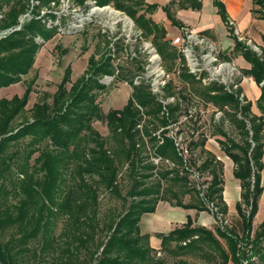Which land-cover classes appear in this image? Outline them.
I'll list each match as a JSON object with an SVG mask.
<instances>
[{
  "label": "trees",
  "instance_id": "trees-1",
  "mask_svg": "<svg viewBox=\"0 0 264 264\" xmlns=\"http://www.w3.org/2000/svg\"><path fill=\"white\" fill-rule=\"evenodd\" d=\"M76 1L83 6L87 0ZM96 1L100 6L112 4L125 10L157 47L167 69L174 68L177 49L167 38L166 27L151 16L158 4H147L145 0ZM214 4L228 22L230 17L224 2L214 0ZM253 4V14L264 19V0H253ZM6 5L9 9L0 18V31L18 24L20 15L29 7V0H0V13ZM202 5V0H171L161 7L172 24L182 26L173 7L200 9ZM47 21L41 17L31 18L20 28L0 37V89L21 81L31 71L41 47L38 38L46 41L54 34L50 30L56 29ZM230 31L233 49L251 65L243 68L244 74L252 76L261 89L255 101L258 113L253 110L252 99L242 101L237 93L227 91L217 82L203 85L187 68L183 69L182 78L191 84L193 92L223 111L216 134L224 137L219 139L221 149L232 159L234 176L240 181L236 210L241 219V231L224 223L213 228L196 224L188 216L182 225L160 234L159 250L151 245V235L142 231L141 219L145 213L154 212L160 200L186 209L208 210L216 220L229 213L224 197V163L205 147L207 137L192 140L191 164L203 174L207 173L204 183L208 186L203 198L201 189L192 185L191 173L183 167L173 140L165 135L166 130L161 132L163 142L156 134L161 127L177 120L184 106L177 101L168 106V115L162 113V103L146 84H132L133 74H124L122 70L119 75L132 85L127 102L104 113L97 97L108 84L101 78L115 72L106 52L99 57L92 54L84 73L76 81L72 80V68L68 65L52 101L36 102L31 108V118L18 126H14V121L26 109L33 80L28 82L22 95L0 98V234L12 229L8 239L0 236V264H28V260L30 264H48L44 259L52 255L53 240L45 232L53 215L58 213L67 215L68 232L75 250L69 247L62 254L56 253L50 264H164L163 259L156 257V253L163 250L173 255L191 254L209 264H229L230 261L242 264L244 260L253 264L264 260V221L254 228L264 191V45L258 52L238 39L233 28ZM262 39L264 41V35ZM106 43L109 44V40ZM223 56L232 59L226 52ZM174 87L171 81L168 94L175 93ZM181 95L189 98L183 91ZM95 120L106 121L108 136L96 129ZM140 123L143 128L139 127ZM26 138L30 140V150L25 164L39 152L34 167L42 175L37 177L22 165L19 173L23 177L17 183L11 147ZM152 154L171 158L178 167L157 168L151 160ZM124 166L131 179L123 196L126 207L120 213L110 210L102 218L101 191L121 195L120 176ZM66 170H71L73 184L63 187ZM192 192L195 196L184 201V196ZM11 196H18V201L11 202ZM103 231L105 239L96 249H91L90 245ZM40 237V247L31 249L30 242ZM82 250L88 258L80 257ZM29 253L32 256H28Z\"/></svg>",
  "mask_w": 264,
  "mask_h": 264
},
{
  "label": "rangeland",
  "instance_id": "rangeland-1",
  "mask_svg": "<svg viewBox=\"0 0 264 264\" xmlns=\"http://www.w3.org/2000/svg\"><path fill=\"white\" fill-rule=\"evenodd\" d=\"M52 1V0H51ZM58 3V1L56 2ZM45 7L41 9H36L32 12H29V9L25 10L19 17V22L16 26L9 27L0 31V37L7 35L11 31L18 29V26H22L25 22L30 19L24 17H39L45 14H48L46 11V6L48 3H44ZM54 8L53 13L55 15V21L58 23L57 28L54 31V34L48 40H44L39 37L38 40L41 43V47L37 53L36 61L31 69V71L23 76V79L19 82L11 84L7 87H2L0 89V98L1 97H12L13 95H22L26 88L28 82L33 80L32 91L30 93L29 101L26 105L25 111L17 117L14 121V126L20 125L27 119L31 118L32 110L31 108L36 102L43 101H52L53 94L57 90L58 84L61 82L62 77L64 75V71L68 65L72 68V80L76 81L85 71L89 57L92 54H95L96 57L101 56L103 53L107 52V43L108 40L107 35L111 34V29H115V23L113 22L117 19L116 15L110 14L109 10L103 11L101 13L96 12L93 15L94 21H89L81 26L80 18L87 14V11L82 13V10L79 8V3L76 0H63L60 5H57ZM9 9V5L4 7V10L0 13V18L3 16L4 12ZM43 9L45 11H43ZM28 13L31 14L28 16ZM163 22V20H161ZM260 30L264 31V23L257 22L255 23L249 32L243 33L245 37L244 40L258 52L261 51L260 44L254 41V38L258 36ZM120 30H117L118 33ZM135 30H131V36L133 38L132 45L136 47H144L143 41L135 40L134 34ZM251 40V41H250ZM107 44V45H106ZM217 44V43H216ZM218 46V45H217ZM255 46L258 48L256 49ZM219 48V46H218ZM220 49V48H219ZM221 53H222V49ZM228 55L232 57V59L239 65L240 68H244L241 66L243 63L241 59L240 52L233 49L229 51H225ZM144 54L145 52L142 51ZM222 57V56H221ZM137 61H129L126 60L123 62V73L127 75L134 74L137 69ZM249 77V76H247ZM248 80H246L247 83ZM108 84L107 88L100 91L97 97V100L102 106L103 112L107 113L110 108L123 106L122 104L125 102L127 96L132 92V85L129 81L122 79L119 75L115 76V79L112 80ZM70 86V84H69ZM245 90L248 93V97L252 99L254 102L253 110L258 112V108L255 104L256 95L253 94L254 91L251 88L249 83L246 84ZM182 102L184 105L190 104L193 101L185 99L183 97ZM195 104H198L195 102ZM199 108L205 109L204 118L200 117L201 124L199 125L202 130V134H208V138L206 141L205 147L214 153L223 161L224 170H225V186L229 190H233L232 193L227 194L228 201L240 199L241 186L240 182L235 178L233 173L234 163L230 157H228L224 151L221 149V145L219 143V139H223L224 137L221 134H216V125L219 120L215 119L217 117L216 111L213 107H207V105L199 104ZM220 115H222L220 113ZM96 129L100 131V133L104 136H108L109 129L105 120H95L93 122ZM30 140L26 138L22 141L17 142L13 147H11V152L14 154V159L12 161V166L16 170L15 181L18 183L19 179L23 177L20 174V167L25 165L30 173H34L37 177H41L42 172H38L36 167H34L35 157L39 152H36L33 157H31L26 163V158L28 152L30 150ZM44 145V144H43ZM198 150V154H199ZM71 170L64 171L65 173V182L64 186L73 184V175L70 173ZM120 176V184H121V195H117L111 192L101 191V201H100V217L104 218L110 210H115L116 213L123 212L126 203L123 200V196L127 194V190L131 185V179L129 178L126 166L122 167ZM204 178L207 177V173H204ZM192 185L195 184L194 181H191ZM236 184V185H235ZM234 188V189H233ZM191 196H195V193L192 192L184 196V201L191 200ZM225 197V194H224ZM18 196H11V202L16 203L18 201ZM164 201V200H160ZM159 201V202H160ZM167 201V200H165ZM171 204L173 202L168 201ZM235 203L231 201V207L235 208ZM210 216L213 217L212 213L208 211ZM262 213H264V206L262 207ZM204 216H208L207 212H203ZM213 223L210 224L211 228H213L216 224L224 223L229 227H233L236 231H241V219L237 213L236 208L230 210V212L224 217L220 216L218 220L215 217L212 218ZM51 224L49 225V230H46L45 235L48 237L51 236L53 240V250H51L52 255L46 256L44 259L48 264L51 263L53 255L56 253L62 254L66 248H71L75 250V244H73V239L71 234H69L68 229L69 223L67 220V215L58 213L53 215L51 218ZM256 222H259V219H256ZM255 228L258 227V224H255ZM48 229V227H47ZM12 229L6 230V232L0 234L3 240L9 238ZM106 232H100L99 236L96 238L95 242L90 245L91 249H96L98 244L105 239ZM225 242L224 239H222ZM42 242V238L35 239L30 242L31 249L39 248ZM55 250V251H54ZM158 250V249H157ZM32 256L31 253L28 256ZM80 257L83 259L84 257L88 258L89 255H86L85 250H82ZM156 257L164 260V264H183L181 261L186 262V264H209L205 260L191 255H173L168 251H161L160 253H156ZM28 264H30L28 260Z\"/></svg>",
  "mask_w": 264,
  "mask_h": 264
},
{
  "label": "built area",
  "instance_id": "built-area-1",
  "mask_svg": "<svg viewBox=\"0 0 264 264\" xmlns=\"http://www.w3.org/2000/svg\"><path fill=\"white\" fill-rule=\"evenodd\" d=\"M57 1L58 3H56ZM62 1L63 0L49 1L48 5L50 6H46L48 14L44 12V15L39 16L44 18V20L48 19L47 22L49 26H55L57 28L58 23H56V17L53 14H56V12L53 7L60 5ZM43 7H45V5L42 0H29V12ZM79 8L82 10V13L87 11V14H84V16L80 18L82 22L81 26L89 21H94L93 15L96 12L101 13L109 10L110 14L117 16V19L113 21L116 28L111 29L112 35H107L109 40L107 55L111 57L115 72L113 75H104L101 78L102 82L110 83L115 79V76L120 75L124 66V61L135 60L138 63L137 69L133 74L132 84H146L152 94L162 103V113L168 115V106L177 101H181L184 108L181 110L178 119L161 127L156 131V134L160 138V142H163L164 136L161 132L166 130L165 135L173 140L178 155L182 160L183 167L190 171V178L195 182L196 186L201 189V196L204 198V190L208 186V183H204V180L207 178H204V174L191 164L193 155L191 142L201 136L202 130L199 125L202 122L200 117H205V109L199 108V104L207 105V107L210 108L213 107L217 113V117L215 118L217 120L221 119L223 111L211 102H206L193 92L191 84L182 78V71L184 68H187L188 72L196 77L203 85L217 82L223 85L227 91L237 93L242 101H245V98H249L245 90V83L246 80H248L247 82L253 81V77H247L243 69L240 68L233 59L225 58L223 56L225 51L221 53V50L214 40L210 39L203 32L196 31L187 25L180 26V32L170 39L172 45L177 49L178 57L174 68L168 70L157 47L150 39L145 37L143 29L136 24L135 20L125 10L118 9L112 4L100 6L97 4L96 0H87L85 5H79ZM43 11L45 10L43 9ZM30 15L31 14L28 13V16ZM24 18L31 19V17ZM226 25L230 34V29L233 28L238 39L245 41L243 32L235 26L233 19L229 18ZM17 28H20V26ZM132 29L135 30L134 39L143 41V48L132 45ZM117 30L120 31L116 33ZM245 42L247 43V41ZM255 48L257 49L258 47L255 46ZM142 51L145 53L143 54ZM171 81L175 86L174 94H168L167 91ZM181 91L189 95V100L193 102L184 105ZM195 102L198 104H195ZM220 113L222 115H220ZM139 127L143 128V123H140ZM202 136L208 138V134L206 133H203ZM151 160L157 168L165 166L169 169H173L174 167H178L175 160L158 154H152Z\"/></svg>",
  "mask_w": 264,
  "mask_h": 264
},
{
  "label": "crops",
  "instance_id": "crops-1",
  "mask_svg": "<svg viewBox=\"0 0 264 264\" xmlns=\"http://www.w3.org/2000/svg\"><path fill=\"white\" fill-rule=\"evenodd\" d=\"M224 2L226 9L228 11L229 17L234 20L235 26L240 29L243 33L250 31L252 26L257 22L264 23V19L255 16L252 12L254 7L253 0H221ZM147 4L156 3L159 5L157 10L151 14L152 18L163 24L167 29V38L171 39L173 36L180 32V26L172 24L171 20L167 17L165 11L162 9V5L168 4L171 0H145ZM202 8L193 9V8H183L179 6L173 7L174 15L182 21L183 25H187L196 31L203 32L210 39L214 40L220 49L223 51H229L234 45V40L229 32V29L226 25V22L223 20L222 16L218 12L217 6L214 4V0H202ZM163 20V22L161 21ZM264 31L260 30L258 36L254 38V41L260 45H264L262 36ZM243 63L241 66L250 67V63L241 56ZM251 85L254 93L256 95V100L261 93L259 85L253 80L247 82ZM245 83V87L246 84ZM131 94V93H130ZM130 94L125 99L124 105ZM122 107V106H120ZM255 111V110H254ZM257 112V111H255ZM259 112V110H258ZM257 112V113H258ZM225 171V170H224ZM240 182L239 180L236 181ZM235 184V185H236ZM263 185H264V170H263ZM234 189V188H233ZM233 190H229L225 186L224 194L225 200L229 206V212L232 209L231 201L235 204L239 199H232L228 201L227 194L232 193ZM264 206V191L261 196L259 211L254 219V226H258L264 221V213H262V207ZM206 211L208 216H204L203 212ZM238 213V212H237ZM213 215V214H212ZM188 216H191L196 224L205 225L211 227L210 224L213 223L212 216H210L208 210L197 211L194 208H182L171 204L168 201H160L157 204L156 210L154 212L145 213L141 219V228L144 233H149L151 235V245L155 249H160L162 244V239L160 234L167 233L170 230L174 229L176 226L182 225L187 221ZM259 219V222H256V219ZM255 228V227H254ZM258 228V227H257ZM161 252V251H159ZM258 261V260H257ZM229 264H236L233 261H230ZM242 264H247V261L244 260ZM253 264H264V260H260Z\"/></svg>",
  "mask_w": 264,
  "mask_h": 264
}]
</instances>
